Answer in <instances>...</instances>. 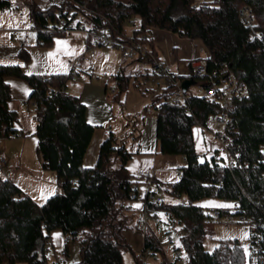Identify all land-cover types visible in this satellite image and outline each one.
Masks as SVG:
<instances>
[{
  "label": "trees",
  "instance_id": "trees-1",
  "mask_svg": "<svg viewBox=\"0 0 264 264\" xmlns=\"http://www.w3.org/2000/svg\"><path fill=\"white\" fill-rule=\"evenodd\" d=\"M25 2L38 44L50 45L56 36L74 28L103 29L123 43H139L136 54L143 59L156 51L152 30L166 29L201 39L208 50V70L227 62L249 94L235 99L231 114L236 129L225 134L232 162L217 150L201 159L194 127L209 128L221 102L189 91L185 100L176 103L170 98L171 80H184L187 75L170 71L169 77L153 69L144 71L146 76L165 79L152 102L157 112V152L186 157L179 166V178L167 190L184 193L188 200L165 203L162 198L152 203L143 191L145 179L127 170L133 151L113 129L101 141L96 161L84 163L97 125L88 120L81 96L68 87L74 69L27 73L19 62H0V136L21 135L15 126L18 111L9 106L13 97L6 76L24 78L31 87L26 102L36 112V148L42 167L54 170L62 186L61 192L40 203L0 174V264H50L49 237L57 228L69 237L66 248L70 239L78 241L81 260L76 264H123L124 251L131 248L124 231L133 223L140 227L137 220L130 222L128 213L134 199L147 205L148 212L164 208L179 231L180 244L175 249L180 255L174 262L165 259L158 238L145 232L143 254L160 252V264H252L238 239H221L212 250L205 249V223L214 220V209L227 207L208 208L196 200L208 196L232 199L237 211L262 220L264 228V0H61L45 7L35 0ZM243 5L253 9L252 24L241 18ZM12 6V0H0V9ZM130 22L133 28L128 34ZM20 56L28 59L26 47ZM189 66L192 69V60ZM129 77L122 66L114 73L116 98L126 90ZM110 88L106 85V91ZM135 260L140 264L136 254ZM52 264L67 263L63 259Z\"/></svg>",
  "mask_w": 264,
  "mask_h": 264
},
{
  "label": "rangeland",
  "instance_id": "rangeland-1",
  "mask_svg": "<svg viewBox=\"0 0 264 264\" xmlns=\"http://www.w3.org/2000/svg\"><path fill=\"white\" fill-rule=\"evenodd\" d=\"M12 1V7L3 10L0 9V43L11 42L10 40L13 39V34H16L17 37L15 38H18L19 34L22 36L24 30L33 31L29 4L26 3L25 0ZM132 28L133 24L131 22L128 23L126 26L128 34H131ZM12 29H15V31L11 32ZM77 29L79 31L83 30L87 35L86 29ZM71 30L72 29L68 30V32ZM17 41L18 39H16V42ZM54 47L56 49L54 55L56 53L58 55V52L63 48V44L58 41ZM95 51L96 54L90 53V56L87 55V57H85L86 59H84L85 64L89 59L92 61L91 66H93V69H91L93 70V79L95 81L103 82V84L107 81L109 88L111 85L116 84L114 73L117 71L120 64L124 72L130 74L126 90L121 93L118 92V94H120L119 98L115 97V93L112 90L107 91L106 95L113 107V113L111 119L105 124L106 129H108V125L111 124L118 139L123 141L127 148L133 151V156L127 163V170L129 173L138 174L139 170H145L147 167L154 165L159 170L157 171V175L162 184L159 192L163 201L165 203L187 201L188 198L186 194L182 193L176 195L167 190V186L179 178L178 169L179 166L183 164L181 155L159 152L158 159L153 160L151 153H142L139 149L138 129L144 125V122L147 124L148 120L150 123L152 119L157 118L156 108L152 102L156 94L160 93L165 85V79L162 76L149 77L144 74L145 70L151 71L153 68L150 54L148 53L143 59L137 58L138 54H135L134 57L124 58L122 56V48L115 45H99ZM54 55H50L48 61H55L56 57ZM20 61H22L21 57L17 59L0 57V62L2 63ZM112 61H116L115 64L118 65L112 66ZM76 67L80 69L78 62L76 63ZM88 69L87 65L81 68L79 70L81 75H78L75 80L80 82L82 78H86ZM171 69L181 75H188L191 72L187 60L175 61L173 65H171ZM140 71L142 73L137 76V73ZM70 83L71 92H78V87H76L73 79L70 80ZM190 90L197 93L199 90L198 85L192 84ZM9 106L18 111L15 126L19 129L21 135L0 136V153H3L8 159L7 164L5 162L0 165V174L11 178L20 186L22 184L21 187L24 191H32L33 193L41 191L42 195L38 194L36 196L41 198V201H37L42 203L50 195L58 191L61 192L62 186L54 170L42 167L41 158L36 148L38 141L35 133L37 117L34 107L26 102L25 99L21 100L17 98H13ZM101 129L102 126H97L95 128L93 138L84 158V163L86 165H91L94 163V160H96V158L93 159L91 164L86 163L90 155H92L94 145L95 153L93 151V157L96 156L95 154L98 152L96 142H98V135L102 133L100 131ZM194 135L196 148L200 153L201 159L210 157L216 150L219 155L227 158L225 148L207 128L202 129L199 125H196L194 127ZM147 137L148 133H146V138ZM19 176L24 178L20 180L18 179ZM131 202L137 205L141 203L140 199H134L130 201V203ZM196 203L208 208H213L231 207L234 201L223 197L208 196L197 199ZM139 217L146 220V226L141 228L133 225V223L132 226L127 229L126 236L131 248L125 249L123 264H137L135 254L141 261L140 264L161 263L163 258L160 252L155 254H150V252L143 254V237L146 231L154 234L158 238L163 248L165 259L174 262L176 254L175 246L180 244V236L179 231L176 229H171L170 232H167L169 226L172 225L169 221L167 211L164 208H157L150 209L149 212L144 214L136 209L135 213H132L130 216V222L133 220L136 221ZM205 229L206 234L203 238L205 249L212 250L221 239H238L243 245L245 253L248 255L250 251V227L248 223L228 222L226 218L223 217L221 221L214 219L206 222ZM65 238L66 235L59 228L50 232L49 250L47 251L50 264L57 260L59 256H61V259H65L67 264H76L81 260L79 243L77 240L73 239H70L67 243L68 253L59 255L61 249L66 247ZM176 264H181V262L178 261Z\"/></svg>",
  "mask_w": 264,
  "mask_h": 264
},
{
  "label": "crops",
  "instance_id": "crops-1",
  "mask_svg": "<svg viewBox=\"0 0 264 264\" xmlns=\"http://www.w3.org/2000/svg\"><path fill=\"white\" fill-rule=\"evenodd\" d=\"M35 1L41 7H45L50 3L60 2L61 0H35ZM12 31H15V29H12L11 32ZM19 36L18 38H15L17 36L16 34H13L12 37L15 40L11 39L10 40L11 42L9 43H0V57L3 58L6 57L8 59H17L18 57H21L20 50L23 47H26L27 50L29 51V57L28 59H24L21 57L22 61H20L19 63L22 64L23 69L27 73L41 72V71L43 72L68 71L70 69H74L76 72L74 73L73 80L75 82L76 87H78V92L76 93L79 94L82 100L86 103L87 118L93 124L97 126H102V129L100 130L102 133L98 135V142H96V148L97 151L99 152V146L102 139L106 137L109 130L112 129L111 124L108 125V129H106L105 124L112 117L113 107L110 104L109 98L106 95L107 93L106 85H108V82L106 81L103 84V82L95 81L93 79V73H92L93 72L92 70L93 66H91L92 61L88 58L89 60L86 61V64L84 62V59H86L85 57H87V55H89L90 53L96 54L95 50L98 46L93 48L90 47L89 44L90 36L88 32L86 35V33L83 30L79 31L77 28H74L69 32L67 31L64 34L56 36L50 45L38 44L35 30H33L32 32L29 30H24L22 36L20 34ZM16 39H18L17 42ZM152 39H153V47L155 48L156 51L155 52L150 51V57L152 55L157 57L161 62L166 63L169 66L170 71L173 72L175 71L171 69V65H173L175 61L178 62V60H187L189 64V62L192 60V64H193V62L196 59L200 57H206V55L208 54V50L201 39L182 38L176 35L175 33H173L172 31L166 29L154 28L152 30ZM58 41L63 44V48L61 51L58 52V55L57 53L54 55V51L56 50L54 46H56ZM50 55L51 56L54 55L56 57V60L48 61ZM77 62L79 64L80 69L86 65L89 68L87 77L82 78L80 82L75 80V78L78 75H81L79 73L80 69L76 67ZM111 63L112 66L118 65L115 64L116 61H112ZM175 73L179 74L177 72ZM6 80L10 84L12 97L21 100L25 99L27 101V98L31 90L29 83L24 78L13 75L6 76ZM71 83L69 82V86H68L69 88L71 86ZM156 123H157V118L152 119L150 123L148 120L147 124L144 122V125L140 127V129H138L140 152L151 153L153 160L158 159L159 156V152H157V146H156ZM146 133H148L147 138H146ZM93 151L95 153V145L92 150V155H90V158L87 160L88 162H86L87 164H91L92 163L91 161H93V159L97 158L98 156V152H96L97 153L95 154L96 156L93 157ZM184 157H185L184 155H181V160L183 162H185ZM95 161L96 160H94V162ZM7 162L8 159L6 157V164ZM151 167L154 168L155 178H157L158 181L161 183V180L157 175V171L159 170L154 165H152ZM23 178L24 177H20V176L18 177V179L20 180ZM25 192L32 195V197L35 198L36 201L37 200L41 201V198H38L36 196L38 194L42 195L41 191H36L35 193H33L32 191H25ZM143 206L144 205L142 201L138 205L135 204L134 202H131L128 206L129 216H131L132 213H135L136 209H138L141 213L145 214ZM132 222H134V220ZM126 231L127 229L124 231L125 236H126Z\"/></svg>",
  "mask_w": 264,
  "mask_h": 264
},
{
  "label": "built area",
  "instance_id": "built-area-1",
  "mask_svg": "<svg viewBox=\"0 0 264 264\" xmlns=\"http://www.w3.org/2000/svg\"><path fill=\"white\" fill-rule=\"evenodd\" d=\"M241 18L249 24L254 21V12L251 6L243 5L240 10ZM35 30V27L32 26ZM90 36L89 44L90 47H96L102 44L105 45H118L122 48V56L134 57L136 50L141 47L139 43H123L117 39L111 37L103 29H91L88 31ZM27 37V34H26ZM153 70L157 73L166 74L171 77L169 66L161 62L157 57L151 56ZM163 77V76H162ZM187 77H193L198 85V94H204L216 97L221 102V109L217 113L213 114L210 118V126L207 128L217 138L218 142L225 148H227L225 134L235 130V122L231 114V110L234 108V101L236 98L246 97L249 94V89L245 83L231 70L227 62L219 64L212 71L208 70V60L205 57L196 59L192 64L191 72ZM164 78V77H163ZM172 90L170 92V98L176 103H179L186 99L187 93L191 91V86H188L187 90L184 91L182 88V80L173 79ZM116 84L111 86V90L115 89ZM192 92V91H191ZM200 126V125H199ZM201 127V126H200ZM202 128V127H201ZM227 161L229 163L234 159L233 156L229 155L226 150ZM186 161V157H184ZM6 162V157L3 153H0V165ZM180 170L178 169V174ZM138 174L145 179L146 186L144 193L147 194L148 199L152 203H157L162 199L160 194L161 184L155 179V172L153 167H147L145 170H139ZM234 201V200H233ZM144 212H148L147 205L143 206ZM237 202L234 201L233 206H227L222 211L221 209H214L213 216L215 220L221 221L223 217L228 222H246L250 227V251L249 256L252 264H264V228L261 226L262 220H256L245 213L237 211ZM138 224L141 228L146 226V220L139 218ZM169 229H174V226H169ZM69 237L66 236L65 240ZM176 250L175 256L180 255V251ZM67 253V248L64 247L59 252V255ZM59 262L63 261L61 256L57 259Z\"/></svg>",
  "mask_w": 264,
  "mask_h": 264
},
{
  "label": "water",
  "instance_id": "water-1",
  "mask_svg": "<svg viewBox=\"0 0 264 264\" xmlns=\"http://www.w3.org/2000/svg\"><path fill=\"white\" fill-rule=\"evenodd\" d=\"M195 82L196 80L193 77H186L184 80H182V88L184 89V91H186L188 86L194 84Z\"/></svg>",
  "mask_w": 264,
  "mask_h": 264
}]
</instances>
